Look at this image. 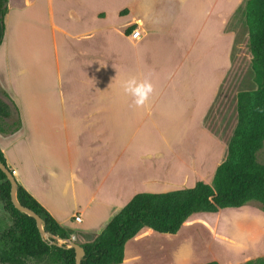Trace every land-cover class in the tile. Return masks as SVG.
Segmentation results:
<instances>
[{"label":"crops","instance_id":"obj_1","mask_svg":"<svg viewBox=\"0 0 264 264\" xmlns=\"http://www.w3.org/2000/svg\"><path fill=\"white\" fill-rule=\"evenodd\" d=\"M67 1L21 0L11 3L8 0L4 17L6 29L0 45V89L11 97L2 95L11 106L12 115L0 120L6 129L0 131V147L16 179L62 226L70 229L77 225V235L88 242L101 233L136 193L142 192L139 187L160 192L191 187L198 180L207 182L202 176L203 170L211 169L206 158H212L214 163L217 152L211 149L214 138L206 132L205 114L219 90L220 76L229 60L231 39L229 34L222 32L228 10L222 8L220 0H213L197 34L203 33L204 25L209 23L216 29L214 49L220 61L217 63L219 76L206 95L205 91H193L192 100L186 103L192 104L189 113L193 116L197 104H206L198 112L196 123L211 142L210 152L183 150L172 143L173 137L164 135L167 148L162 146L152 152L144 151L141 161L145 164L135 169L127 168L120 162L129 143L123 145L122 140L119 144V137L115 136L120 115L123 121V111L121 114L120 110L124 106L120 104L122 98L118 97L117 79L134 72L140 81H144L145 76H150L151 69L157 74L153 67V47L166 41L174 47H170L169 54L175 56L173 52L179 45L172 44V40L163 37L162 33L173 25L182 1L176 0L175 9L164 25L134 24L126 33L122 28L132 19L136 18L142 24V19L134 11L128 15L120 13L133 6L136 0H81L82 11L75 9L77 0H71L67 14L69 22L62 20L57 10L59 4ZM44 14L46 20L42 18ZM213 14H219L220 21H210ZM32 20L36 26L30 23ZM135 28L140 32L137 38L131 35ZM15 32L17 36L19 34L20 45L42 40V44L47 45V52L17 49ZM187 39L186 45L190 41ZM195 50L199 52V45L193 42L182 47L175 66H171L169 60L165 65H158L169 68L165 89H169L184 66L185 70L191 68V73L185 75H191L196 81L195 76L199 73L195 70L201 61L197 64L195 57H188ZM27 60L36 63L34 70ZM17 62L21 69L15 71ZM199 77L206 87L204 77ZM196 84L199 83L196 81ZM176 92L179 94V89ZM158 103L159 97L150 106ZM176 103L179 104L177 101L173 104ZM16 106L22 121L18 130L12 127ZM151 107L148 116L152 114ZM213 167L216 170V164ZM77 213L82 215V222L75 221ZM182 231V227L176 234L151 228L143 230L126 243L124 261L118 264H172L164 252L160 261L153 260V236L178 237ZM211 260L178 263L198 264Z\"/></svg>","mask_w":264,"mask_h":264},{"label":"rangeland","instance_id":"obj_2","mask_svg":"<svg viewBox=\"0 0 264 264\" xmlns=\"http://www.w3.org/2000/svg\"><path fill=\"white\" fill-rule=\"evenodd\" d=\"M10 1L11 3H18L21 0ZM82 1L84 2L85 0ZM180 1H182V5L176 20L170 28L162 33L163 37L171 39L172 44L175 46L179 45V47L176 46L173 52L175 53L174 57L169 54L170 47L171 49L174 47L168 41L153 47L155 57L153 67L157 74L151 69L150 76H145V80L149 81L153 86V92L149 95L145 105L137 106L134 102L135 97L124 90V84L127 80L135 78L137 82L142 81H140L141 78H137L136 73L129 72L117 79L119 83L116 84L117 87L119 86L118 97L119 99L122 98L123 102L120 101V104H124V106L120 110L121 114L123 111V121L120 115L119 128L118 131L115 130V136L119 137V144H122V140L123 145L127 142L129 143L128 151L120 162L121 166L124 165L127 168L135 169V167L138 168L145 164L141 161L144 151L149 150L152 152L157 148H163L162 146L167 148L163 140L164 135H169L170 138L173 137L172 143L183 150L187 148L188 150L200 149L210 152L208 147L211 146V142L206 139V134L204 135V132L196 123L198 112L206 104H197V109L194 111L193 116L189 113L192 104L186 103L192 100L193 91L198 90L200 93L205 91L204 94L206 95L219 76L217 63H220V61L217 60L216 50L214 49L216 29L213 24L209 23L204 25L203 33L197 34L205 13L209 6L212 5L213 0ZM246 3L247 0H220L222 8H227L228 10L222 32L230 35L231 44L228 52V64L220 76L219 90L213 103L206 111L204 120L206 132L214 138V144L211 149L217 152V158L214 163H212V158H206L207 165L211 169H206L202 172V176L209 183L213 181L215 173L213 166L216 164L217 167L227 157L228 144L238 123V93L242 90L255 91L258 87L256 74L252 68L253 58L249 49L251 26L246 19ZM175 5L176 0H136L133 6L124 8L120 13L128 15L134 11L135 15L142 19V24L134 18L126 23V27L122 29L126 33L128 27L134 24L137 26L164 25L170 19ZM56 7L57 4L54 9ZM70 7L71 0L59 4L57 8L62 20L67 22L70 21L67 18ZM75 9L82 11L83 3L81 0H77ZM42 18L46 20V14ZM70 19H72V15ZM216 19L220 21L219 14L218 16L213 14V18L210 21L217 22ZM30 23L36 26L35 20ZM18 37L19 34L18 36L16 34V42ZM187 38L190 41L186 45ZM44 40L46 39L44 38ZM193 42H195V45H199V52L196 50L192 51L188 54V57L189 59L195 57L194 60H197V64L201 61L195 71L199 73V76L204 77L206 87L203 86L199 76H195V80L199 83L196 84L191 75H185V73H191V68L187 67V71L184 66L180 68V73L172 80L169 89H165L169 79V68L158 65H165V62L167 63L169 60L170 65L175 66L177 56L181 53L182 47H188ZM41 44L42 40H32L29 44L23 45H20L18 41L15 47L21 50L25 48L28 52H47L46 43L44 42V45ZM124 49H126L125 46ZM169 56L170 59H168ZM27 63L33 70L36 68L34 61L27 60ZM19 69H21L20 63L17 64L15 71ZM33 83L34 79L32 80ZM177 89L180 91L179 94L176 92ZM2 95H4V91L0 89V97L4 100ZM158 97L159 103L153 104V107H151L150 104ZM175 101L179 104H173ZM149 107H151L152 114L148 116ZM19 117L18 109L15 112V117H13V122L18 120ZM115 125L114 123L113 126L116 127ZM12 127H14L13 124ZM135 131L137 133L134 135ZM189 156L188 159L191 160L192 156L190 154ZM256 156L258 162L264 164V145ZM199 172L201 170L197 171V173ZM139 191L146 190L139 187ZM12 225V217L5 209L4 202L0 199V252L7 247L5 233ZM182 228L183 233L178 237L153 236V260L160 261L161 256H164L161 253L164 252L167 260L172 264H179L178 262L180 261L209 260L210 258L217 260L220 264H264V211L257 201H252L243 207L224 208L218 212L196 213L185 222ZM70 230L76 242H84L81 238L82 236L77 235V225H74ZM249 260H251V263H247ZM26 262L27 264H59L57 259L49 257L44 259L28 257ZM0 264L2 263L0 262Z\"/></svg>","mask_w":264,"mask_h":264},{"label":"trees","instance_id":"obj_3","mask_svg":"<svg viewBox=\"0 0 264 264\" xmlns=\"http://www.w3.org/2000/svg\"><path fill=\"white\" fill-rule=\"evenodd\" d=\"M7 3L8 0H0V45L6 29ZM245 13L251 26L249 49L258 87L255 91L238 93V123L228 144L227 157L217 166L213 181L198 180L191 187L136 193L93 241L81 243L85 249L81 264L121 263L125 258L126 243L143 230L151 228L176 234L196 213L242 207L252 201L259 202L264 211V164L258 162L256 156L264 145V0H247ZM4 94L11 99L8 93ZM11 115L10 104L0 97V120ZM21 124L19 117L13 122L14 130ZM0 131H6L1 121ZM0 160L8 166L1 147ZM17 197L43 218L47 231L62 238L71 237V230L62 226L19 181ZM0 199L13 220L5 233L7 247L0 252L2 264H27L28 257H49L57 259L59 264H75L73 247L51 244L43 239L36 219L15 207L11 199V182L1 168ZM198 264L220 263L211 260Z\"/></svg>","mask_w":264,"mask_h":264},{"label":"water","instance_id":"obj_4","mask_svg":"<svg viewBox=\"0 0 264 264\" xmlns=\"http://www.w3.org/2000/svg\"><path fill=\"white\" fill-rule=\"evenodd\" d=\"M0 168L3 172L7 175L9 181L11 182V199L13 204L17 209L20 211L27 213L33 216L36 219L37 226L39 228L40 234L42 235L43 239L49 240L51 244L57 245H66L67 247H73L75 249V264H81L82 259L85 255V249L81 243L74 241L71 237L62 238L56 236L45 229V223L43 218L36 213L34 210L30 209L29 207L24 206L17 197V189H18V180L16 179L12 170L0 160Z\"/></svg>","mask_w":264,"mask_h":264},{"label":"clouds","instance_id":"obj_5","mask_svg":"<svg viewBox=\"0 0 264 264\" xmlns=\"http://www.w3.org/2000/svg\"><path fill=\"white\" fill-rule=\"evenodd\" d=\"M124 90L135 97L134 102L137 106H144L153 92V86L147 80L137 82L135 78H131L125 82Z\"/></svg>","mask_w":264,"mask_h":264},{"label":"built area","instance_id":"obj_6","mask_svg":"<svg viewBox=\"0 0 264 264\" xmlns=\"http://www.w3.org/2000/svg\"><path fill=\"white\" fill-rule=\"evenodd\" d=\"M131 35L134 37V38H137L140 36V32L137 28L133 29L132 32H131ZM74 219L76 222H82L83 221V217L80 213H77L75 216H74ZM71 238L74 240L75 237L74 235H71ZM75 241V240H74Z\"/></svg>","mask_w":264,"mask_h":264}]
</instances>
